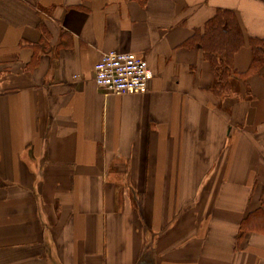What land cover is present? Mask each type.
<instances>
[{
    "label": "crops",
    "instance_id": "crops-1",
    "mask_svg": "<svg viewBox=\"0 0 264 264\" xmlns=\"http://www.w3.org/2000/svg\"><path fill=\"white\" fill-rule=\"evenodd\" d=\"M219 10L246 73L264 0H0V264H264V66L218 97L189 44ZM110 51L146 93L97 86Z\"/></svg>",
    "mask_w": 264,
    "mask_h": 264
},
{
    "label": "trees",
    "instance_id": "trees-1",
    "mask_svg": "<svg viewBox=\"0 0 264 264\" xmlns=\"http://www.w3.org/2000/svg\"><path fill=\"white\" fill-rule=\"evenodd\" d=\"M196 34L189 44L198 42L202 46L205 60L212 66L216 80L212 91L218 97L225 96L231 91L230 80L233 76L247 83L248 79L264 66V40L249 39L253 49L251 67L242 74L234 71L233 57L243 47L245 37L235 14L231 11L219 10L206 24L204 33L201 36Z\"/></svg>",
    "mask_w": 264,
    "mask_h": 264
},
{
    "label": "built area",
    "instance_id": "built-area-1",
    "mask_svg": "<svg viewBox=\"0 0 264 264\" xmlns=\"http://www.w3.org/2000/svg\"><path fill=\"white\" fill-rule=\"evenodd\" d=\"M152 74L133 53L106 52L95 66V82L110 95L144 94Z\"/></svg>",
    "mask_w": 264,
    "mask_h": 264
},
{
    "label": "rangeland",
    "instance_id": "rangeland-1",
    "mask_svg": "<svg viewBox=\"0 0 264 264\" xmlns=\"http://www.w3.org/2000/svg\"><path fill=\"white\" fill-rule=\"evenodd\" d=\"M111 172L112 173L115 172L114 169H112ZM105 181H106L107 187L109 189H111V186L114 185V187H115L116 191L119 193L120 197H121L124 189L128 188V185H129V182H130L128 179H123L121 176H119V177H117L115 179L109 178V179H106ZM118 187L119 188L121 187V190Z\"/></svg>",
    "mask_w": 264,
    "mask_h": 264
}]
</instances>
